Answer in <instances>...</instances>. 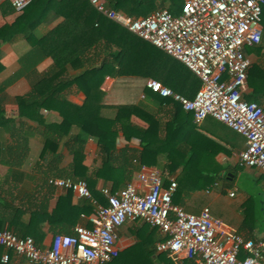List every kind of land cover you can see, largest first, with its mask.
Listing matches in <instances>:
<instances>
[{"label":"trees","instance_id":"obj_1","mask_svg":"<svg viewBox=\"0 0 264 264\" xmlns=\"http://www.w3.org/2000/svg\"><path fill=\"white\" fill-rule=\"evenodd\" d=\"M104 1L106 7L121 11L133 18L145 16L162 7L176 14L181 6V3L176 6L177 0ZM0 12L4 15L14 10L10 4L0 3ZM49 14L60 16L61 20L46 32L39 33L37 31L39 25L48 22ZM262 16L263 30L260 41L248 49L255 58L248 68L250 90L243 93V98L256 102L264 110V8ZM18 36L27 41L30 48L19 59V67L0 80V165L7 167V175H19L18 170L14 168L18 167L27 156L29 139L37 131V126L30 125L26 120H34L42 124L44 117L41 109L59 112L62 120L56 126L55 135L44 138L40 159L43 163L47 161L49 165L55 164L60 157V154L56 152L60 144L70 147L73 159L67 171L57 169L55 172H50V169H46L42 182L30 189L32 195L22 194L24 186L13 180L4 190V179L0 177V231L7 228L20 236L30 235L37 245L44 235L42 227L45 224H48V228L53 233H66L68 231L63 227L65 222L63 217L67 215V212L63 211V204L69 200L70 190L60 195L55 207L51 209L50 204L55 187L48 183L50 177L84 179L91 190V195L104 203L102 194L91 189V180L117 169L122 170L123 178L129 180L139 164H156L157 156L162 152H166L168 162L173 164L169 167V172H172L175 164L183 162L181 172L176 178L175 192H192L188 202L197 208L210 206L205 193L199 190L204 188L209 193L213 182L221 176L220 171L215 170L211 173L201 168L193 169L190 166L191 157H185L183 161L176 160L173 154L179 155L180 147H154V139L150 137L152 131H149V127L137 129L141 140L139 153L130 154L128 149L122 148L124 162L121 167H115L116 157L118 159L115 140L118 131L125 130L129 117L141 115L149 123L154 122L156 117L147 105L142 103L117 106L113 117L103 115L100 106L103 94L101 83L112 71H116L117 74H140L150 77L187 98H193L201 82L190 69L149 41L98 12L88 0H32L12 23L0 26V43L12 42ZM46 57L51 58V66L47 71L39 73L36 65ZM65 65L74 69L80 67L84 69L71 77L53 82L59 77V71ZM2 70L3 64L0 60V74ZM21 76L29 79L30 89L12 98L17 105L18 115L7 116L4 107L7 97L5 89ZM72 86L84 93L85 98L81 105L70 102L66 97ZM147 97V100H157L160 105L169 107L167 110L175 114L185 112L188 119L193 120L192 112L183 109L182 105L171 97H162L151 90L147 92ZM90 136L96 138L101 166L89 172L83 165V148ZM46 157L51 159L46 160ZM133 159L134 162H132ZM222 177H224V183L220 191L223 193L226 191L229 180L224 174ZM168 182L167 178H163L164 186ZM172 201L175 203L174 196ZM247 201L248 199H244L241 207L246 205ZM90 203L89 200H82L76 206L81 209L80 211H88L93 209ZM234 214L237 218L236 226L233 228L229 225L235 231L238 229L253 231L255 228H258V231H264V219L255 222L252 217L253 211L248 210L247 207L239 213L235 210ZM132 250L134 249L128 252ZM162 261L163 264H172L169 258H163ZM110 263L142 264L125 263L120 254L107 264ZM0 264L28 263L24 260H16L11 254L7 263L0 262ZM183 264H193V261L185 260Z\"/></svg>","mask_w":264,"mask_h":264},{"label":"built area","instance_id":"obj_2","mask_svg":"<svg viewBox=\"0 0 264 264\" xmlns=\"http://www.w3.org/2000/svg\"><path fill=\"white\" fill-rule=\"evenodd\" d=\"M88 1L98 12L190 69L201 82L193 98L156 79H148L146 87L178 101L192 112L195 123L211 116L243 135L246 144L238 163L264 173V110L243 98L251 64L246 49L260 41L264 0H181L176 14L162 7L137 18L106 7L104 0ZM31 2L0 0L17 13ZM136 180L116 190L102 187L105 203H100L85 180L50 177L48 183L55 188L71 190L92 202L91 226L75 225L71 234L55 233L46 247L37 245L30 235L20 236L5 228L0 231V262L7 263L14 253L30 264H106L119 254L117 228L134 219L159 230L163 238L156 251L175 261L264 264V233L245 238L214 217L207 206L197 213L185 211L172 201L176 180L171 178L164 186L156 167H142Z\"/></svg>","mask_w":264,"mask_h":264},{"label":"crops","instance_id":"obj_3","mask_svg":"<svg viewBox=\"0 0 264 264\" xmlns=\"http://www.w3.org/2000/svg\"><path fill=\"white\" fill-rule=\"evenodd\" d=\"M21 13L22 12H12L3 15L0 12V26L5 23H12ZM60 20V16L49 14L48 22H43L39 25L37 31L39 33L46 32ZM261 29L263 30L262 22ZM29 48V43L21 36H18V38L12 42L0 43V60L3 64L0 80L19 67V59L29 50ZM249 48L250 47L246 49V53L252 61L255 56L253 53L248 52ZM50 66L51 58L46 57L36 65V70L39 73L45 72ZM83 69L84 67L74 69L69 65H65L59 71V77L53 82L71 77ZM148 79L153 78L145 77L140 74H117L116 71H112L105 76L101 83L103 94L101 96L100 106L103 115L113 117L117 106L142 103L146 104L152 114L155 115L154 117H156L154 118V122L150 123L141 115H131L129 117L126 121L127 126L125 127V130H119L117 133L115 143L118 151V159L116 157V164L114 166L119 168L124 162L122 159V148L128 149V153L130 154L139 153L141 149V140L138 136L137 129H145L149 127V131H152L150 137L152 140L154 139V147H180L181 154H173V157H176V160L183 161L185 157H191L190 166L193 169L201 168L211 173L218 170L220 173L224 174L229 181L233 180L236 170L235 165L241 166L238 163V154L245 148L246 142L244 136L211 116H207L201 123H195L193 120L188 119L189 117H187L185 112L175 114L171 112V110H167L169 107L160 105L157 100H147V92L150 90L146 87ZM29 89L30 81L24 76L19 77L15 82L6 87L5 94L7 97L5 98L4 107L7 116L16 117L18 115L17 105L12 98L16 95L26 93ZM249 90L248 85L247 91ZM66 97L70 102L76 105H81L85 98L84 93L74 86L70 88ZM40 111L44 117L42 124H39L34 120H26L30 125L37 126V131L35 135L29 139L27 156L18 167L14 168L16 171L18 170L19 175H7V167L5 165H0V177L4 179V190L8 188L10 181L13 180L18 182L21 186H24L22 194L26 195L28 193L32 195L33 193L30 189L34 188L35 184L42 182L43 174L46 169H50V172H55L57 169L67 171L71 166L73 155L70 152V147H64L62 144L57 147L56 152L60 154V157L55 164L49 165L47 164V161H45V164V162L43 163L40 159V152L44 138L53 137L55 135L56 126L62 120L59 112L55 110L41 109ZM83 149V165L88 168L89 172L93 168L101 166V158L97 154L96 138L91 136L88 137ZM45 159L50 160L51 157H46ZM157 160L156 164L153 165L146 163L139 164L138 168L132 172L129 180L123 178L124 175L122 170L117 169L115 171H108L103 176L91 180V189L101 193L100 190L102 187L116 190L122 188L128 182L136 183V174L142 167H156L161 171L162 179L167 178L169 181L171 178H174L176 180L181 172L183 162L175 164L172 172H169V167L173 164L168 162L166 152L160 153L157 156ZM132 162H134V159ZM258 172L264 175L260 170H258ZM213 184L217 185V179ZM66 191L67 190L65 189L55 188V193L50 204L51 209L55 207L58 197L64 195ZM205 191L206 193L208 192L207 189ZM192 194L193 193L189 191H182L174 194L175 204L180 205L187 212H199L202 207L197 208L192 205V203L188 202ZM93 198L100 202L99 199L95 197ZM103 199L105 203L104 196ZM82 200L89 199L78 197L70 190L69 200H66L63 204V211L67 212V215L63 217V220L65 221L63 227L64 229H67L68 232L56 233L71 234L75 225L91 226L89 217L92 215L94 206L89 200L93 209L80 211L81 209L77 208L76 205ZM35 205H37V203ZM231 226L235 228L236 225L234 224ZM42 230L44 235L42 239L39 240L38 245L40 247H46L49 245L50 240L55 233L48 228V224L43 225ZM237 231L245 238H256L261 233H264V231H258V228H255L253 231H248L246 229H238ZM116 233V243L119 248V254L120 256L122 255V260L125 263L163 264V258H169L172 264H183V261L189 260L182 258L179 261H175L167 253L156 251V244L162 240L163 235L157 228L144 222L128 219L117 228ZM130 249L134 250L129 253L128 250ZM11 254L16 260H24L25 263H28L25 258L17 256L14 253H10V256Z\"/></svg>","mask_w":264,"mask_h":264},{"label":"rangeland","instance_id":"obj_4","mask_svg":"<svg viewBox=\"0 0 264 264\" xmlns=\"http://www.w3.org/2000/svg\"><path fill=\"white\" fill-rule=\"evenodd\" d=\"M180 2L181 0H177L176 6H179ZM235 166V176L229 181L225 192L220 191L224 183L222 173H219L221 176L217 178V185L213 184L209 188V193H206L204 188L199 192L205 193L210 213L227 224L234 225L237 222L234 211L239 213L245 207L253 211L255 222L261 221L264 219V175L256 168ZM229 192H233L234 196L230 197ZM244 199H248L247 204L241 207Z\"/></svg>","mask_w":264,"mask_h":264}]
</instances>
